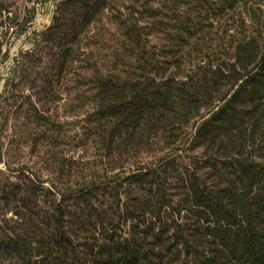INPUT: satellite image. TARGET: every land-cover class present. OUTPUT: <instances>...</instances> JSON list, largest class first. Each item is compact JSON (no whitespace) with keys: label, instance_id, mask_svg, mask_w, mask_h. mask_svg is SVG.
Here are the masks:
<instances>
[{"label":"trees","instance_id":"obj_1","mask_svg":"<svg viewBox=\"0 0 264 264\" xmlns=\"http://www.w3.org/2000/svg\"><path fill=\"white\" fill-rule=\"evenodd\" d=\"M112 1L58 2L59 75ZM113 23L91 156H56L53 182L0 170V264H264V0H135Z\"/></svg>","mask_w":264,"mask_h":264},{"label":"rangeland","instance_id":"obj_2","mask_svg":"<svg viewBox=\"0 0 264 264\" xmlns=\"http://www.w3.org/2000/svg\"><path fill=\"white\" fill-rule=\"evenodd\" d=\"M30 1L33 3H29V11L36 12V17L45 22L49 0H0V9L11 8L16 15ZM133 2L113 0L111 9L80 36L60 75L47 45L37 42L34 35L29 40L33 53L23 55L15 69H11V59L7 61L5 71L0 74V170L6 171V166L25 167L41 179L53 182L56 156H91L90 144L78 147L77 140H93L87 135L91 127L87 118L92 109L95 79L100 74L121 73L125 68L121 63L125 60L121 38L113 20L116 14L127 13ZM52 23L53 17L48 25L44 23L42 33ZM150 41L157 46L165 42L159 32L153 33Z\"/></svg>","mask_w":264,"mask_h":264},{"label":"built area","instance_id":"obj_3","mask_svg":"<svg viewBox=\"0 0 264 264\" xmlns=\"http://www.w3.org/2000/svg\"><path fill=\"white\" fill-rule=\"evenodd\" d=\"M56 1L52 2V0H49L46 4V9L49 10V14L45 22H43L41 18L36 17V12L29 11V3L32 4V1L26 2L28 6H24L21 12L16 15H14L13 9L11 8L2 10L0 16L1 75L5 71V66L8 64L7 61L9 59H11L10 61L12 62L11 69H15L21 63L20 61L23 55L30 54L34 51L33 45L29 44V40L31 36L34 35L37 42L41 41V29H43L46 24L48 25L52 17H54L57 6ZM41 23L43 26H40ZM19 52H21L20 55Z\"/></svg>","mask_w":264,"mask_h":264}]
</instances>
